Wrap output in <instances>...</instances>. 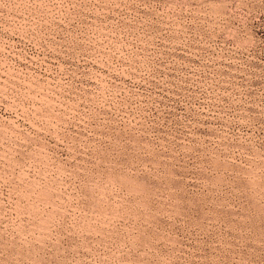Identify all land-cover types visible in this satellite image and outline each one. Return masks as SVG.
<instances>
[{
  "label": "rangeland",
  "instance_id": "rangeland-1",
  "mask_svg": "<svg viewBox=\"0 0 264 264\" xmlns=\"http://www.w3.org/2000/svg\"><path fill=\"white\" fill-rule=\"evenodd\" d=\"M0 264H264V0H0Z\"/></svg>",
  "mask_w": 264,
  "mask_h": 264
}]
</instances>
